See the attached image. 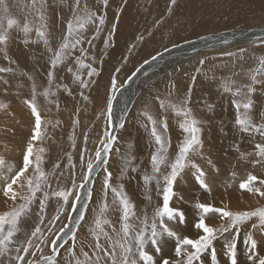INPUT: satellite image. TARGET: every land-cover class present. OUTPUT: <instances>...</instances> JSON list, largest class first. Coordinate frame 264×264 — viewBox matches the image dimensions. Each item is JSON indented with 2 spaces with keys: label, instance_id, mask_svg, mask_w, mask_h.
<instances>
[{
  "label": "snow or ice",
  "instance_id": "1",
  "mask_svg": "<svg viewBox=\"0 0 264 264\" xmlns=\"http://www.w3.org/2000/svg\"><path fill=\"white\" fill-rule=\"evenodd\" d=\"M2 2L3 0H0V3ZM127 4L128 0H98L97 8L90 10L87 5H81V0H75L70 7L72 15L67 19L61 42L55 48L49 46L46 34V18L50 7L47 0H33L31 9L37 19L43 22L35 29L27 20L21 26L17 20L11 18L7 19L6 27H0V53L9 64L7 67H0V74L14 71L11 65L16 61L8 52L10 42L8 33L14 25L22 31L24 38L21 42L25 45L37 42L30 38V33L35 31L37 39L47 46L49 66L46 75L49 88L44 92L46 98L57 96V93L51 90L57 70H66L70 73L71 84L58 83L56 88L71 98L73 105L74 110L69 112L73 129L69 139L72 140L73 150L76 148L75 130L80 126V114L90 103L94 109L97 107L92 93L99 88L97 78L102 72L96 65L99 62L102 66L106 62L105 57H111V52L116 47L115 37L119 22ZM175 4L176 0H171L168 5L169 11ZM112 5H115L113 13L115 21L111 22L109 27L106 21L109 19V9ZM4 10L7 11L6 6ZM60 19L63 22V17ZM252 43L264 45V37H259ZM178 46L175 41L172 42V48ZM169 51L171 49L165 45L163 51L155 50L154 54L150 53L148 58L135 66V70L123 82L120 79L123 68L130 61V57L138 53L133 52L132 46L127 48V54L121 53L120 59L113 65L109 82L105 85L104 97L99 104L101 111L97 113V120L102 118L103 128L93 141L94 151L88 148L91 131L89 129L83 132L84 144L79 149V176L72 152H68L67 163L64 164L63 170L59 161L53 167L55 186L42 167L44 161L40 153H43L44 149L40 148L37 152L34 148V142L44 136L42 128L46 126L42 125L41 113L36 104V89L33 87L32 98L24 100L35 121L26 147L22 149V165L14 171L0 157V168H7V174H0V181L3 183L2 194L6 202H11L7 210L0 212V264H60L59 256L65 251L68 256L67 264H220L218 259L220 253L216 246L220 241H223L221 247L225 257L224 264H264V255L258 254V242L254 238V233L264 234V206L253 210L233 211L226 204L224 207H216L212 203L197 199L193 204L196 210V218L192 224L196 230L195 238L181 235L177 231L180 226L188 223L186 212L179 207L171 206L176 196L174 184L177 177L190 166L192 176L199 188L209 195L212 192L206 172L190 159L192 153H200L203 158L204 147L202 121L193 115L190 106L192 83L187 87V98L180 105L166 103L157 94L154 99L159 102L161 118L158 121L151 115L147 116L152 138L149 160L151 172L143 173L141 179L144 182L145 193L149 184L155 181L156 194L160 198L151 216L146 210L138 213L136 205L122 183L118 186H113L111 183L113 173L110 171V156L113 150L119 153V148H115L119 142L117 129L126 126L124 114L119 119L115 116L119 97L145 66L151 67ZM246 51L247 49L243 47L238 49L239 59L244 58ZM238 53L223 51L221 55L236 58ZM205 63L203 58L198 60L199 65ZM258 64L259 66L250 76L251 83L244 85L243 88L238 87L235 91L230 85L223 89L225 94L231 93L232 96L230 103L235 109V129L242 134L241 140L247 137L254 151L247 154L241 152L239 142L229 145V148L239 152L241 160L254 155L256 159L251 161L253 165L264 163V122L255 123L249 115L254 107L253 95L258 89L264 93V55L259 57ZM195 71L200 73L201 68L197 67ZM196 80L197 76L192 75L191 81L195 83ZM3 83L7 85L8 81L3 80ZM175 87L174 81L170 80L169 88ZM245 89L247 101L242 103L236 97ZM4 91L7 93V88ZM49 103H54L57 109L60 108L59 98ZM206 107L209 113L215 112V104L208 103ZM8 108L7 103L0 102V109ZM169 108L177 117L182 118L179 128L183 132V139L177 144L174 159L171 161H169L171 140L164 135L169 131V125L166 115H163ZM260 118L264 120V111L260 113ZM59 124L60 121L57 120L53 127ZM158 125L162 131L158 130ZM220 130L223 132V127ZM129 147L131 148V145ZM207 162L218 171L211 159ZM131 164L132 157L129 153L124 158L122 176L127 173ZM162 166L168 170H162ZM138 170V165L131 167L133 173ZM65 178H70V185L61 183ZM97 180L101 183L100 199L96 207L91 209L92 217L89 220V209L95 195ZM239 188L264 198V178L257 175L249 173L247 179L239 184ZM109 193H111V203H109ZM53 198L57 206L54 213H49L50 200ZM146 199L150 200V197L146 195ZM110 210L119 214L116 221L107 215ZM27 218L33 220L30 232L23 229ZM217 218L220 221L218 226L207 222ZM249 223H251L250 228L247 227ZM83 225H88L87 233L91 239L79 241L78 237ZM242 231L243 242L247 246V258L243 262L238 256V238ZM261 239H264V235ZM170 241H174V255L166 257L164 248ZM78 243L79 248H77Z\"/></svg>",
  "mask_w": 264,
  "mask_h": 264
},
{
  "label": "rangeland",
  "instance_id": "2",
  "mask_svg": "<svg viewBox=\"0 0 264 264\" xmlns=\"http://www.w3.org/2000/svg\"><path fill=\"white\" fill-rule=\"evenodd\" d=\"M47 2L50 7L46 18V34L49 39V46L55 48L61 42L67 19L72 15L70 7L75 3V0H47ZM170 2L171 0H128L115 37L116 47L111 52V57H105L106 62L102 66L99 62L96 65L101 68L102 72L101 76L97 78L99 88L93 92H96L94 96L96 104L102 102L105 94V85L109 82V75L113 70V65L120 59L121 53L127 54L126 50L129 46H132L133 52L138 54L132 55L130 61L123 68L120 74L121 82L135 70V66L142 63L143 59L148 58L150 53L154 54L155 50L163 51V46L165 45L172 48L173 41L183 46L190 41H199L202 37L226 33L231 30L264 29V0H176V4L169 11L168 5ZM32 3L33 0H3L0 3V27H6L7 19L11 18L17 20L21 26L27 20L30 26L35 29L36 26L43 22L39 21L36 14L32 11ZM81 5H87L90 10H95L98 6V0H81ZM5 6L7 11L4 10ZM114 10L115 5H112L109 9V19L106 21L109 27L111 22L115 21ZM61 17H63V22L60 19ZM8 34L10 37L8 52L16 63L11 65L14 69L12 73L0 74V78H2L0 79V102L9 105L7 110L0 109V157L14 171L18 170V166L22 165V149L26 147L35 121V118L31 116L30 109L24 104V100L32 98V89L35 87L36 104L41 113L42 125L46 127L42 128L45 134L42 139L34 142V148L37 152H39L40 148L44 149V152L40 153L44 161L42 167L48 173L53 186H55L56 180L53 176V167L59 161L61 170H63L64 164L67 163L66 153L68 152H72L73 162L77 165L76 172L79 176V149L84 144L83 132L89 129L91 131L88 148L94 151L93 141L103 128L102 118L97 120V113L101 111V108L89 109L88 112L85 111L80 114V126L75 130L76 148L73 150L72 140L69 139L70 135L73 134L69 115V112L74 110L73 105L71 98L67 97L62 90L56 88L58 83L71 84L70 73H67L66 70H57L56 80L51 86V90L55 91L57 96H48L46 98L44 92L49 88L46 75L49 66L47 46L44 45L43 41L37 39L35 31L30 33V38L37 42L29 43L28 45L21 42L24 38L23 33L15 25L9 30ZM139 37H143V39H139ZM248 41L250 40L238 45L233 44L226 47L211 48V50H199L192 53L189 57L175 60L155 70L150 67L148 74L135 84V91L127 92L123 97L124 103H121L119 108L118 106L116 107L117 113L119 111V116L124 114L126 126L123 129H117L119 142L115 145V148H119V153L113 150L110 156V171L113 173L111 183L113 186H118L122 183L130 199L136 205L138 213L146 210L148 215L151 216L152 210L160 198L156 194L155 181H152V186H149L147 193H145L144 182L141 179L143 173H150L151 171L140 170L138 176L134 177L135 173L131 171V164L127 173L122 176L126 154L130 153L138 157L144 151V149L136 147L128 141L129 134L135 132L133 126L128 123V121L134 122V120H128V114L130 115L129 111L133 103L136 106H141V104L143 106L144 100L141 101V97L149 94L155 97L156 91L161 90L163 84L168 85L170 80L174 81L178 86L175 88L174 96L170 98L171 103L180 105L187 98V87L192 83L193 93L190 106L192 107L193 115L202 121L206 133L203 137V158H201L200 153H192L190 154V159L206 172L207 179L212 186V192L209 195L199 188L192 176L190 166L177 177V181L174 184L176 196L173 198L171 206L179 207L186 212L188 223L180 226L177 231L181 235L189 236V238H195L196 236V230L192 227V224L196 218V210L193 204L197 199L201 202L212 203L216 207H224L227 200L231 202L235 199L244 201L248 199L246 206L239 205L242 203L234 206L229 204L232 206L229 209L233 211L253 210L264 206V201L258 200L261 199L259 196L239 188V184L247 179L249 173L264 178V163L253 165L251 161L256 159L254 155L241 160L240 153L229 148V145H235L239 142L241 152L247 154L254 151L253 145L249 143L247 137L241 140L242 134L235 129V109L232 108L230 103L232 99L230 97L231 93L225 94L222 91L225 86L234 87V85H237L243 88L244 85L251 83V80L249 81L250 76L259 66V57L264 55V45L253 44L252 41ZM241 47L247 49L242 60L239 59L238 53V49ZM223 51L237 52L238 56L236 58L224 57L221 55ZM201 58L205 59V65L198 64V60ZM7 66H9L8 62L3 59V54L0 53V67ZM197 67L201 68L200 73H196ZM204 68L211 79H205L202 71ZM192 75L197 76L195 83L191 81ZM247 76L248 80L242 84ZM61 77L63 79H60ZM3 80L8 81L7 85L3 83ZM153 83L155 85L149 90ZM215 86L218 94L221 91L223 92V103H215V112L209 113L206 105L210 102L205 97L207 92L210 93ZM128 87L131 88V84ZM5 88H7V93L4 91ZM103 90L104 92H102ZM168 90L172 91L170 88ZM131 92L136 93V99L125 113L127 99L132 96ZM137 92H140L138 96ZM243 92H246V89ZM243 92L239 97H236L242 103L247 101ZM253 97L258 98V100L254 102V107L250 110L249 115H251L255 123H262L264 120H261L260 113L264 111V93L259 91ZM57 98L60 100L59 109L56 108L54 103H49V101ZM66 101L69 102L66 103ZM144 109L158 112L154 105H148ZM241 111L243 112V109ZM57 120L63 122L64 125L59 124L53 127V125H56ZM221 127H223V132L220 130ZM208 130L212 132L209 133ZM230 131H233L232 135ZM166 138H170L171 145L174 146L175 150L177 144L183 139L177 141L179 134L175 138L170 136H166ZM257 140H259V137H257ZM129 145H131V148H129ZM175 150L172 147L169 148V161L174 159ZM209 159L216 164L218 171L208 164L207 161ZM162 170L167 171L168 169ZM0 174H7V168H0ZM61 183L70 185V178H65ZM2 186L3 183L0 181V212L7 210L11 203L10 201L5 202L6 198L3 197ZM100 193L101 183L100 180H97L95 183V195L89 209V220L92 217L91 209L96 207V203L100 199ZM146 195L150 197V200L146 199ZM109 197V203H111V193H109ZM56 206V200L53 198L50 200L49 213H54ZM107 215L116 221L119 214L110 210ZM207 222L209 224L212 222L211 225L213 226L220 224L218 218ZM32 225L33 220L27 218L23 224L24 231L30 232ZM87 227L88 225L82 226L78 237L79 241L91 239L87 233ZM247 227L250 228L251 223ZM241 234L243 235V231ZM242 235L238 238V256L240 257L243 254V249L239 244ZM262 235L264 234L254 233V238L258 242V254L264 255V239H261ZM222 243L223 241L218 242V253L221 251V246L219 245ZM79 247L80 244L78 243L77 248ZM85 250H87L86 246ZM164 255L166 257L174 255V241H170L165 246ZM220 255L225 258L223 252ZM59 261L60 264H67L68 256L66 251L61 253Z\"/></svg>",
  "mask_w": 264,
  "mask_h": 264
},
{
  "label": "crops",
  "instance_id": "3",
  "mask_svg": "<svg viewBox=\"0 0 264 264\" xmlns=\"http://www.w3.org/2000/svg\"><path fill=\"white\" fill-rule=\"evenodd\" d=\"M202 71L204 72L205 79H207V80L211 79L209 74L205 72V68L202 69ZM248 76L243 80L242 84H244L248 80ZM249 81H250V79H249ZM154 85H155V83H153L152 87L149 88V90H151ZM176 87H178V86L176 85ZM168 88H169V84L168 85L163 84L162 89L156 91V95L159 94L161 99L165 100L166 103H171L170 98L172 96H174L175 88H172V91H171V93H173L172 95L169 94L170 91L168 90ZM236 88H238V86L234 85V87H232V90L235 91ZM223 89H222V91H223ZM222 91L218 94L217 88L215 86L214 89L212 91H210V93L207 92V96L205 98H208V101L212 104H215V103L221 104V103H223V101H222L223 92ZM102 92H104V90ZM258 92H259V89L256 93H258ZM95 94H96V92L92 94L93 99H94ZM243 95H244L245 99L247 100V96L245 95V92H243ZM230 97H232V96H230ZM237 97H239V96H237ZM252 99L254 100V102L256 100H258V98H255V97H252ZM100 103L101 102L97 103V107H95V108H99L98 105ZM147 104L148 105H154L155 108H157L158 112L149 111V110L144 109V107L148 106ZM89 109L94 110L93 105L91 103L88 104L87 108L82 112L83 113L85 111L88 112ZM129 113H130V115L128 114V120H134V122L128 121V123L133 126L135 132L133 134H129L128 141H130V143L134 144L136 147L144 149V151L142 153H140V155L138 157H135V156L130 154V156L132 157V167H135L137 165L139 166V170L134 174V177H137L138 172L140 170L151 171L149 160H150V152L152 150L151 149L152 138L150 136L151 126L148 123L147 116L151 115L154 119L159 121V119L161 118L162 112H161V109L159 107V102L154 99V95L151 96L149 94V97L144 101L143 106H142V104H141V106H136L135 103H133ZM141 113H146V114L142 115ZM163 115H166L168 125H169V131L167 133H165L164 135L167 137L170 136L171 138H175L179 134V138L177 141L182 139L183 133H182L181 129L179 128V123L181 122L182 118L177 117L175 115V113L170 108L168 109V111L166 113H163ZM132 116H134V117H132ZM88 117H89V115H88ZM60 124L64 125L63 122H60ZM158 130L162 131V129L159 128V125H158ZM208 132L211 133L212 131L208 130ZM205 133L206 132H205V128H204L203 137H204ZM230 134L232 135L233 131H230ZM171 147L175 150L174 146L171 145ZM162 169H165V168H163V166H162ZM123 181H125V180H123ZM149 186H152V182L149 184ZM187 212H190V211H187ZM192 233H195V232H192ZM217 250H218V248H217ZM220 250L222 251V247ZM222 252H220V254Z\"/></svg>",
  "mask_w": 264,
  "mask_h": 264
},
{
  "label": "bare ground",
  "instance_id": "4",
  "mask_svg": "<svg viewBox=\"0 0 264 264\" xmlns=\"http://www.w3.org/2000/svg\"><path fill=\"white\" fill-rule=\"evenodd\" d=\"M249 30H252V31L258 30L259 32L264 33V29L249 28V29L237 30V31L236 30H231V31L226 32V33H219V34H216V35H210V36H207V37H202L203 40L200 41V42L198 40H193V41H190L189 44H185L183 46L179 45L176 48H170L171 51L165 52L163 57H162V59H158L151 67L154 68V70H155V69H158L159 67H161L162 65H166V64L171 63V62H173L175 60L182 59V58H185V57H189L190 54H189L188 51H190L191 49L194 50L195 52H197L199 50H209L207 41L210 42L211 44H215L216 47L219 46L220 41H222V40H226L225 43L228 42L223 47L231 46L232 44L238 45L240 43H244L246 40H251L252 35L253 34L256 35V33H257V31H256V32H253L251 34H247V33H249ZM244 35H245V37H244ZM221 44L223 45V42ZM199 45H200V48L198 47ZM149 69H150L149 66H145V69L140 73L141 77L143 76L144 72H148ZM135 87H136V85L131 83V88L128 87L127 89H125L123 91V94L119 97L120 101L118 100L119 102H117L116 107L118 106V108H119V105L121 103H124L123 102V97L126 95L127 92L135 91ZM139 93L137 92V96L139 95ZM147 96H149V95H145V96L141 97L140 100L141 101H143V100L145 101L147 99ZM135 99H136V93L134 92V93H132V96L127 99L126 109L124 111L125 113L127 112L129 106L134 102ZM115 116L117 117V119H119L121 117V116H119V111H118V113H117V110L115 111ZM94 175H95V173H94ZM247 200L248 199H246L245 201L241 200V199L240 200L235 199L234 201H231V202H230V200H227V201H225V204L228 206V208L232 207L229 204H232L234 206L236 204L242 203V204H239V205L240 206H246L247 205V203H246ZM258 200L264 201V198H261V199H258ZM211 224H212V222L210 223V225ZM258 235H260V234H258ZM260 242H262V241H260ZM239 244H240V247L243 249V254H241L242 256L241 257L239 256L241 261L243 262L247 258V246L243 242V235H242V239L239 241ZM217 245H218V243H217ZM221 245H219V246H221ZM220 258H222V255H219L218 259L220 261V264H224L225 258H222V259H220Z\"/></svg>",
  "mask_w": 264,
  "mask_h": 264
},
{
  "label": "water",
  "instance_id": "5",
  "mask_svg": "<svg viewBox=\"0 0 264 264\" xmlns=\"http://www.w3.org/2000/svg\"><path fill=\"white\" fill-rule=\"evenodd\" d=\"M257 31V33H256V35H252V37H251V40L250 41H248V42H251V41H253V40H255V39H257V38H259V37H264V33H261V32H259L258 30H255V31H252V30H249V33H247V34H251V33H253V32H256ZM203 40V38H200L199 39V42L200 41H202ZM223 42V45L221 44ZM226 42V40H222V41H220V44H219V46L218 47H223L224 45H226L227 43H225ZM247 42V43H248ZM187 44H189V42L187 43ZM201 44V43H200ZM207 44H208V48L209 49H211V48H216V46H215V44H211L210 42H208L207 41ZM233 45V44H232ZM199 48H200V45L198 46ZM184 52V51H183ZM189 52V54L191 55L192 53H194L195 51L194 50H190V51H188ZM147 74H148V72H146ZM146 74V75H147ZM145 75V72H144V74H143V76L141 77V75L140 74H138V76L137 77H135L134 79H133V81H131L130 82V84L131 83H133V84H136L141 78H143L144 76H146ZM129 84V85H130ZM120 101V100H119ZM118 101V102H119Z\"/></svg>",
  "mask_w": 264,
  "mask_h": 264
}]
</instances>
